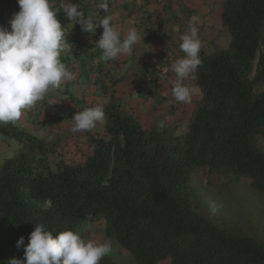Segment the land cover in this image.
<instances>
[{"label":"trees","instance_id":"trees-1","mask_svg":"<svg viewBox=\"0 0 264 264\" xmlns=\"http://www.w3.org/2000/svg\"><path fill=\"white\" fill-rule=\"evenodd\" d=\"M221 19L232 40L212 55L200 51L202 97L185 134L147 129L112 100L85 162L51 171L56 143L12 123L0 129L21 145L0 166V264L24 258L35 224L86 239L80 227L89 220H102L106 240L134 264H264L263 238L212 224L192 204L189 183L200 171L212 184L245 177L264 195V0H226Z\"/></svg>","mask_w":264,"mask_h":264},{"label":"crops","instance_id":"crops-1","mask_svg":"<svg viewBox=\"0 0 264 264\" xmlns=\"http://www.w3.org/2000/svg\"><path fill=\"white\" fill-rule=\"evenodd\" d=\"M62 2L68 0H53L67 41L60 59L74 73V79L64 82L59 89L49 90L32 109L24 110L14 124L18 130L56 143L55 155L75 153L89 157L90 136L105 134V120L97 122L92 130L72 132L73 115L86 107L104 109L116 100L142 123L189 125L202 94L192 78L185 82L193 90L191 103L175 101L171 92L175 73L171 65L184 56L179 47L180 37L193 20L202 45L200 51L212 55L229 47L231 41H227L221 19L226 0H107L109 14L114 15L113 23L122 36L135 27L143 37L134 44L131 55L109 61H104L101 51L95 48L102 27L94 35L83 32L80 25L69 23L64 16L60 10ZM69 2L78 4L86 15H93L97 23L105 14L97 7L102 0ZM18 11L17 0H0V25L10 30L9 21ZM11 144L13 141H9L7 148ZM0 150L5 152L2 147Z\"/></svg>","mask_w":264,"mask_h":264},{"label":"clouds","instance_id":"clouds-1","mask_svg":"<svg viewBox=\"0 0 264 264\" xmlns=\"http://www.w3.org/2000/svg\"><path fill=\"white\" fill-rule=\"evenodd\" d=\"M19 11L14 13L8 27L0 25V125L15 124L24 110L32 109L44 99L51 89H59L66 81L74 79L60 59L65 47L66 33L58 19L53 0H17ZM106 14L97 23L93 15H86L76 3L62 2L60 10L69 23L78 24L83 32L95 34L103 31L95 48L101 51L104 61L121 55H131L133 46L143 39L140 32L130 28L122 36L109 14L107 0L97 5ZM180 50L184 56L175 60L171 71L175 81L171 92L177 102L191 103L192 88L185 82L194 78L201 65V41L195 20L181 35ZM105 118L102 107H86L73 115L72 132L92 130ZM211 215H216L222 205L206 199ZM25 245V237L17 240V247ZM112 252L111 241L99 242L85 239L78 231L66 229L55 233L44 224H35L24 246V258H11L9 264H99Z\"/></svg>","mask_w":264,"mask_h":264},{"label":"rangeland","instance_id":"rangeland-1","mask_svg":"<svg viewBox=\"0 0 264 264\" xmlns=\"http://www.w3.org/2000/svg\"><path fill=\"white\" fill-rule=\"evenodd\" d=\"M224 33L229 38L227 41H231V35L227 29L224 30ZM9 124L3 126V128ZM142 124L147 129L155 127L150 122ZM157 127L159 129L165 127L171 128L177 134H185L188 130V126L186 125H164ZM9 141H13V144H11L10 148H7ZM0 147L5 152H8V154H5V152L2 153V150H0V166L3 164L4 159L13 158L17 151H21L19 143L2 133H0ZM14 150H16L15 153ZM60 156H62L61 162L58 161ZM60 156L54 154L50 157L49 170L57 171L64 164L81 165L85 162L84 159L88 157L85 154L78 155L75 153H67ZM246 180L245 177L231 175L226 179L220 180V182L212 184L207 183L208 174L206 172L200 171L193 174L189 183L193 208L198 213L204 215L212 224L227 227L240 235L258 236L264 239V195L252 191L247 185ZM206 199L215 200L218 204L222 205L216 215L209 213ZM104 229V222L102 220H89L80 227L86 239H94L99 242L108 241L105 238ZM108 256L114 259L117 264H134L128 252L115 243H112V252Z\"/></svg>","mask_w":264,"mask_h":264}]
</instances>
